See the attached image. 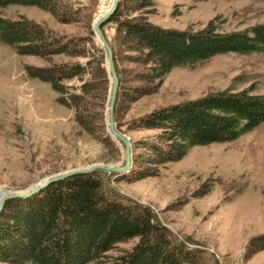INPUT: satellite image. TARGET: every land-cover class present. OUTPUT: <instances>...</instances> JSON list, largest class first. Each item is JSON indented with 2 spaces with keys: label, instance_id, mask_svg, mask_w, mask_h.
<instances>
[{
  "label": "rangeland",
  "instance_id": "obj_1",
  "mask_svg": "<svg viewBox=\"0 0 264 264\" xmlns=\"http://www.w3.org/2000/svg\"><path fill=\"white\" fill-rule=\"evenodd\" d=\"M62 2L66 22L28 4H8L0 9V16L30 18L58 35L86 38L87 44L103 51L92 27L108 7L101 11L99 0ZM117 6L120 19L145 17L165 29L197 31L209 21L227 31L264 24V0H153L143 10L136 9L134 0H119ZM101 30L123 73L124 86L131 91L140 82L136 74L145 68L131 59L136 52L117 42L121 33L116 22L103 24ZM103 55L106 69L105 51ZM84 60L64 54L52 58L53 63ZM26 64L44 67L48 62L19 55L0 42V198L65 170L121 164L122 148L107 130L108 69L99 130L88 134L76 125L72 111L56 102L47 82L27 75ZM81 82L76 78L64 81L74 93H80ZM249 86L254 92H264V53H221L173 68L151 94L120 98L113 120L135 154L142 151L137 141L156 132L132 128L141 114L210 91ZM98 175L108 197L149 209L153 222L164 228L168 238L191 252L182 264H264V246L250 242L264 234V123L232 141L193 146L180 160L158 166L156 175L150 177L131 181L119 172L100 171ZM136 242L137 238L119 241L98 264H116L119 255Z\"/></svg>",
  "mask_w": 264,
  "mask_h": 264
},
{
  "label": "trees",
  "instance_id": "obj_2",
  "mask_svg": "<svg viewBox=\"0 0 264 264\" xmlns=\"http://www.w3.org/2000/svg\"><path fill=\"white\" fill-rule=\"evenodd\" d=\"M136 9H148L153 0H134ZM8 4L34 5L59 22H66L62 0H0ZM118 6L104 22H116L117 42L131 59L145 68L139 83L126 90L125 79L115 64L117 92L113 116L120 98L151 94L175 67L193 65L221 53H264V24L238 29H218L209 21L201 30L162 28L145 17L120 19ZM86 38L58 35L44 24L24 16H0V42L19 55L36 56L47 65L26 64L29 77L47 82L56 102L73 113L80 130H99L103 102L108 92L103 51ZM61 54L84 61L53 63ZM76 78L80 93L70 91L64 81ZM252 86L227 87L180 103L153 108L136 117L132 128L156 130L140 138L141 152L131 153V164L123 173L135 181L156 175L158 166L180 160L193 146L223 143L264 123V92ZM134 93V94H133ZM108 137V136H107ZM137 238L134 246L119 255L116 264H182L191 252L170 240L164 228L152 220L145 207L114 200L104 192L98 172L73 174L47 184L28 198L6 200L0 209V264H98L119 241ZM264 246V234L250 240Z\"/></svg>",
  "mask_w": 264,
  "mask_h": 264
},
{
  "label": "water",
  "instance_id": "obj_3",
  "mask_svg": "<svg viewBox=\"0 0 264 264\" xmlns=\"http://www.w3.org/2000/svg\"><path fill=\"white\" fill-rule=\"evenodd\" d=\"M119 0H113L110 7L106 12L100 15V17L96 18L94 24H93V34L97 37L100 46L103 48V51H105V62H106V69H108V74L110 78V91L107 97V107H106V122H107V130L109 136L115 140L116 143H118L122 148V157L123 160L121 164L117 165H111V164H92L88 166H82V168H75L70 170H65L62 173L59 174H53L48 175L47 178L43 179L41 183H35L29 185L28 188L22 189V190H14L8 194H4L0 198V208L2 207L3 203L7 199L12 198H25L28 197L29 194L33 192H37L41 188L47 186V184L62 180L64 177H67L69 175L73 174H82L87 172H105L106 174L110 173H125L128 171L130 164H131V152H130V143L129 140L117 129L116 124L113 120V110H114V102L116 98V92L118 89L117 86V72L114 68V61H113V51L111 50L109 43L105 37V34L102 32L101 27L104 24V22L110 17L113 10L116 8Z\"/></svg>",
  "mask_w": 264,
  "mask_h": 264
},
{
  "label": "built area",
  "instance_id": "obj_4",
  "mask_svg": "<svg viewBox=\"0 0 264 264\" xmlns=\"http://www.w3.org/2000/svg\"><path fill=\"white\" fill-rule=\"evenodd\" d=\"M113 0H99V7L101 11H105L106 6L109 8ZM108 3V4H107Z\"/></svg>",
  "mask_w": 264,
  "mask_h": 264
}]
</instances>
